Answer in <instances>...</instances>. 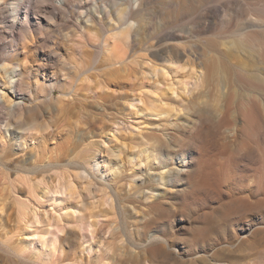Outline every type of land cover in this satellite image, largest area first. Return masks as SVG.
Segmentation results:
<instances>
[{"label":"rangeland","instance_id":"374dc122","mask_svg":"<svg viewBox=\"0 0 264 264\" xmlns=\"http://www.w3.org/2000/svg\"><path fill=\"white\" fill-rule=\"evenodd\" d=\"M58 2L48 5L59 12ZM258 9L264 11V0H144L143 13L151 18L152 27L142 33L141 43H132L124 62L115 65L108 59L110 52L100 55L106 34L99 23H108L105 18L87 23L84 15L66 10L47 22L43 14L36 18L30 13L27 23L34 36L24 48L23 40L11 41L24 30V15L15 19L7 9L0 11V57L27 60L41 83L57 79L69 93L60 101L61 89L56 88L52 103L39 107L28 95L11 93L16 103L28 107V122L49 126L24 147L15 140V126H5L7 115L0 108L5 134L2 139L0 131V207L4 208L0 264H264V206L257 205L264 195H257L259 177L239 133L244 111L252 102L264 112V78H233L229 64L233 48H243L235 30L250 17L248 11ZM168 44L181 48V64L187 55L200 61L211 52L229 78H207L195 88L185 73L158 76L148 58L165 64L169 54L161 45ZM96 54L98 64L87 71ZM73 60L83 63L81 70L70 67ZM29 75L25 80L32 83L35 76ZM187 80L191 83L186 91L177 82ZM218 83L223 84L225 96ZM58 106L64 111L59 112ZM151 108L170 114L154 116ZM191 112L200 116L196 125L185 123ZM114 132L115 142L124 143L126 153L133 145L172 135V153L191 160L184 183L172 189L173 195L151 205L137 184L145 173L123 155L127 162L122 174L106 188L115 198V208L100 213L109 208L102 205L104 192L87 196L90 185L76 172L82 170L79 163L84 157L93 155L91 149ZM260 143L264 147V134ZM204 161H213L216 180L202 172ZM105 171L101 167V173ZM69 176L80 186L81 196L75 200L83 201L82 216L65 218L61 251L47 258L46 246L39 241L29 244L22 209L37 207L42 218L53 217L54 207L58 209L55 185ZM93 178L92 187L105 188ZM164 189L158 186L155 193ZM235 201L239 204L232 206ZM46 228L43 225L41 231ZM152 234L166 242L145 241Z\"/></svg>","mask_w":264,"mask_h":264},{"label":"bare ground","instance_id":"6f19581e","mask_svg":"<svg viewBox=\"0 0 264 264\" xmlns=\"http://www.w3.org/2000/svg\"><path fill=\"white\" fill-rule=\"evenodd\" d=\"M38 1L39 2L36 3L37 1L33 0H0V11L7 9L12 13L15 19H19L24 15L23 24H21L24 30L19 32L18 38H11L12 42L23 40L24 48L27 47L30 36H34L31 26L27 23L31 18L30 13L34 14L36 18H39L38 15L43 14L47 22L50 21V19L53 20L57 13L66 14V10L78 12L80 16L84 15L87 23L94 22L95 20H102L103 18L109 20L108 23H99L103 30V35L106 34L103 39L100 55L103 56L104 51L110 52L108 59L113 62L114 65L122 64L132 43H141L143 41L142 33H147L152 27L151 18L147 13H143L144 0H59L58 5H56L59 12L52 10L48 5L52 0ZM74 1L76 3H74ZM22 8H25V10L23 11ZM248 12L250 17L241 21L234 32L235 37H237V40L241 42V46L245 49L234 47L233 50H235V53L229 58V64L234 71L233 78H264V11L258 9ZM139 13L140 15H138ZM138 16H140V19ZM106 24H108V28ZM37 26L41 28L42 24L38 22ZM160 41L161 40H158V42ZM161 46H163V49L167 50L169 54L165 64L159 65L154 58H148L150 68H152L153 72L158 74V76L159 74H163L167 77V75H170L172 72L175 74L185 73L186 77L188 76L187 78L194 80L193 85L195 88L201 87L207 78H229L225 72L219 70L211 52L205 53L200 61H196L191 55H187V60L184 64H181L179 60L183 54L178 45L168 44ZM53 51H56V49H53ZM94 57L87 71L98 64V55L96 54ZM15 59L17 58H15L14 55H9V57L4 58L0 57V108H3L7 115V123L5 126L7 128L11 125L15 126V130L13 131L15 140L18 141L19 146L24 147L29 139L36 138L39 133H42L43 130L49 126H43L37 121L28 122V107L21 102L16 103L11 93H16V95L22 94L23 96L28 95L29 99L35 103L34 107L41 106V103H52L54 99V90L56 88L61 89L62 96L60 101H63L64 96H67L69 93L62 90L65 89V84L58 83L57 79L48 83L47 81L41 83L37 74L34 73L32 68L28 65L27 60L17 59L15 61ZM78 62V60L71 61L69 63L70 67L81 70L80 67H83V63L80 62L82 63L80 65ZM28 75V78H32L31 75L35 76V80L32 81V83L25 80V77ZM43 75L45 76V74ZM180 82L184 90H186L187 87H189L187 85L191 83L188 80L179 81L177 83ZM218 85L221 88V95L225 96L223 94V84L218 83ZM170 89L172 91L176 90L175 86ZM58 111L63 112L64 108L58 106ZM149 113L154 116H159L163 113L169 115L170 110L151 108ZM193 114L194 112L188 113L185 123L196 125L195 120H199L200 116L194 115L193 117ZM242 122L243 124L239 133L244 138L243 147L247 150L246 157L251 161L253 170L259 177L257 195L262 196L264 195V147L262 143H260V139L264 134V112L257 102H252L250 107L244 111ZM136 127L141 129V131L144 130L141 125H137ZM0 131L2 132L1 137L3 139L5 134L1 126ZM229 131L231 132V130ZM172 138L173 136L169 134L168 137L162 138L160 141L151 142L147 140L139 145L128 147V152L126 153L124 149L126 146L124 143L115 142L117 138L114 132L113 135L109 136L108 141H104L101 146L91 149L93 155L84 157L79 163L82 170L77 171L76 174L85 179L90 185L87 189V196H89L90 193L104 192L102 205H109V208L101 209L99 211L100 213H105L115 208V198L106 188L107 186H111L110 180L122 174L124 160L127 162L123 155L126 154L129 157L128 162L136 166L139 171L145 173V176L137 180V184L142 190L145 199L149 201L151 205L155 200L162 201L168 196L173 195L172 189L184 183L191 160L189 161L185 155L176 156L172 153L170 148ZM99 151H106V153L102 154ZM72 164L73 162L68 163L70 166H72ZM101 167L106 168L105 173H101ZM153 169L156 171H153ZM20 170L21 168L18 169V171ZM202 172L213 180H216L218 177V172L213 161H204L202 164ZM93 176L97 178L101 184H104L105 188L92 187L94 180ZM158 186H164L165 189L156 194L155 191ZM49 192L51 191L49 190ZM49 192H47V194ZM53 192L56 194V198L54 196V199L57 201L56 207L58 205V209L55 207L53 209V217L50 215L42 218L39 208L37 207L24 205L22 209L23 222L26 225V236L29 238V244L39 241L43 246H46L48 248L47 258H51L52 255L61 251L60 233L63 231L62 222L65 218L69 216L79 218L82 216L81 204L83 201L75 200L77 197L81 196L80 186L72 177L60 178ZM57 194L62 195V197H57ZM69 200L71 203L60 205L61 202H67ZM237 203L239 204V202L232 203V206ZM243 203L244 202H242V204ZM257 205L260 207L264 206V198H259ZM1 207L0 211L3 212L4 208ZM43 225L47 227L44 233L41 231ZM89 228L93 233V226L90 225ZM145 241L165 243L166 239L161 235L152 234L150 237H147Z\"/></svg>","mask_w":264,"mask_h":264}]
</instances>
